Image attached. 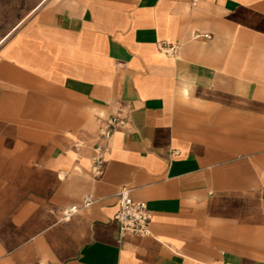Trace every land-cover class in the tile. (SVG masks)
<instances>
[{"label": "crops", "instance_id": "crops-1", "mask_svg": "<svg viewBox=\"0 0 264 264\" xmlns=\"http://www.w3.org/2000/svg\"><path fill=\"white\" fill-rule=\"evenodd\" d=\"M192 1L0 0V264H264V0Z\"/></svg>", "mask_w": 264, "mask_h": 264}, {"label": "built area", "instance_id": "built-area-1", "mask_svg": "<svg viewBox=\"0 0 264 264\" xmlns=\"http://www.w3.org/2000/svg\"><path fill=\"white\" fill-rule=\"evenodd\" d=\"M201 0H193V5H196ZM205 37L211 38L209 34H197L196 38ZM164 50L167 53L176 55L180 49L179 44L164 43ZM130 112L121 107L116 113L107 117L99 130V143L94 148V157L92 163V171L99 173L105 163L106 157L110 151V143L119 128L130 126ZM132 189L128 186H123L117 193L119 209L115 215V220L119 225L120 236L124 237L127 234L138 236H147L150 234V224L152 221L151 211L145 201L135 200L131 195ZM95 203L93 195H87L84 198L83 205L73 206L69 209L71 214L80 208H87Z\"/></svg>", "mask_w": 264, "mask_h": 264}]
</instances>
